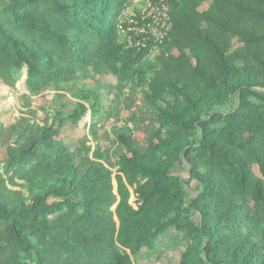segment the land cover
<instances>
[{
  "label": "trees",
  "instance_id": "16d2710c",
  "mask_svg": "<svg viewBox=\"0 0 264 264\" xmlns=\"http://www.w3.org/2000/svg\"><path fill=\"white\" fill-rule=\"evenodd\" d=\"M131 1L0 0V83L25 75L38 95L110 71L148 85L157 111L146 140L118 134L116 160L0 122V264H137L168 231L186 243L180 264H264V0H167L173 28L151 62L154 42H121Z\"/></svg>",
  "mask_w": 264,
  "mask_h": 264
},
{
  "label": "rangeland",
  "instance_id": "374dc122",
  "mask_svg": "<svg viewBox=\"0 0 264 264\" xmlns=\"http://www.w3.org/2000/svg\"><path fill=\"white\" fill-rule=\"evenodd\" d=\"M209 3L204 4V9ZM146 9L147 0H132L120 17L121 23L127 25L128 20ZM148 92V85L121 83L110 71L88 68L77 69L74 78L57 89L33 95L24 75L14 89L0 83V122L9 127L26 118L31 124L53 126L59 129L58 139L64 144L74 146L87 140L91 156L100 149L116 160L125 154L118 142L120 132L129 129L146 140L147 135L157 130V111L146 101ZM78 105L86 106L87 114L77 122L67 121ZM28 108L36 114L29 113ZM147 126L148 132H144ZM146 146L144 142L143 147ZM5 157L6 150L0 145V161ZM176 172L188 179L180 168ZM186 187L193 196L196 183ZM185 246L181 234L168 231L159 238L155 249L142 250L135 261L137 264H180Z\"/></svg>",
  "mask_w": 264,
  "mask_h": 264
},
{
  "label": "built area",
  "instance_id": "2783aa9c",
  "mask_svg": "<svg viewBox=\"0 0 264 264\" xmlns=\"http://www.w3.org/2000/svg\"><path fill=\"white\" fill-rule=\"evenodd\" d=\"M126 24L123 25L121 20L119 22L121 42L126 47H141L148 42H154L157 46L151 50L149 58H155L173 28L167 0H147V9L139 11Z\"/></svg>",
  "mask_w": 264,
  "mask_h": 264
}]
</instances>
